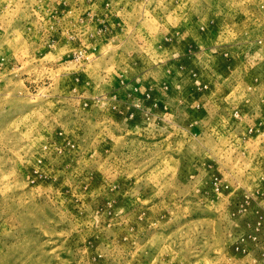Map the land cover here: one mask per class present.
<instances>
[{
  "label": "rangeland",
  "instance_id": "obj_1",
  "mask_svg": "<svg viewBox=\"0 0 264 264\" xmlns=\"http://www.w3.org/2000/svg\"><path fill=\"white\" fill-rule=\"evenodd\" d=\"M0 264H264V0H0Z\"/></svg>",
  "mask_w": 264,
  "mask_h": 264
}]
</instances>
